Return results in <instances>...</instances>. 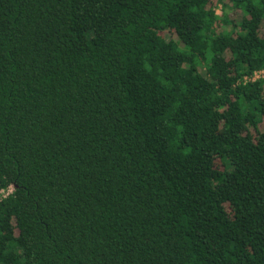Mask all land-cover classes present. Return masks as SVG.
<instances>
[{
  "label": "trees",
  "instance_id": "16d2710c",
  "mask_svg": "<svg viewBox=\"0 0 264 264\" xmlns=\"http://www.w3.org/2000/svg\"><path fill=\"white\" fill-rule=\"evenodd\" d=\"M216 2L0 0V264H264V0Z\"/></svg>",
  "mask_w": 264,
  "mask_h": 264
},
{
  "label": "built area",
  "instance_id": "2783aa9c",
  "mask_svg": "<svg viewBox=\"0 0 264 264\" xmlns=\"http://www.w3.org/2000/svg\"><path fill=\"white\" fill-rule=\"evenodd\" d=\"M260 74H261V71H256V72H254V75L252 76V78H255V77H257V76H259ZM11 189H12V187H11V186H9L5 192L1 191V192L3 193V194H1V195H4L5 193H8V192H10V191H11Z\"/></svg>",
  "mask_w": 264,
  "mask_h": 264
},
{
  "label": "rangeland",
  "instance_id": "374dc122",
  "mask_svg": "<svg viewBox=\"0 0 264 264\" xmlns=\"http://www.w3.org/2000/svg\"><path fill=\"white\" fill-rule=\"evenodd\" d=\"M214 8L218 14L221 13L219 3H217L216 0H214Z\"/></svg>",
  "mask_w": 264,
  "mask_h": 264
}]
</instances>
